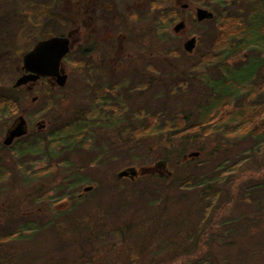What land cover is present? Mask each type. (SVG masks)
<instances>
[{
	"label": "rangeland",
	"instance_id": "1",
	"mask_svg": "<svg viewBox=\"0 0 264 264\" xmlns=\"http://www.w3.org/2000/svg\"><path fill=\"white\" fill-rule=\"evenodd\" d=\"M75 1L0 0V93L22 103L6 113L5 121L10 123L25 112L31 122L53 119L52 180L54 185L65 183V198L71 206L64 221L69 231L63 250H55L62 236L44 233L36 237L44 249L38 247L33 263L46 264L51 258L50 264H264V186L260 197L244 193L246 185L264 183V165L258 167L264 164V152L258 162L244 160L227 177L215 181L213 174L226 157L232 165L251 146V141L238 134L243 128L221 136L219 130L230 123L226 116L210 124L207 133L195 128L180 132L170 126L176 116L188 115V123H195L198 104L212 100L216 95L212 82L223 77L211 63L202 64L211 47V19L199 21L194 15L187 21V36H196L198 43L188 54L183 48L185 34L174 31V25L184 20L182 4L187 0H83L74 10ZM191 2L194 12L199 6L208 8L207 0ZM76 11L87 25L74 35L82 40L64 58L65 71L71 72L67 85L52 89L47 83L37 84L33 92L23 86L14 88L17 78L27 72L24 55L37 41L68 34L77 27L81 18L76 23L69 20ZM117 34L122 47L112 55L110 38ZM80 43L90 49L87 54L80 52ZM81 72H93V81H83ZM98 72L104 73L100 76ZM113 74L119 81L134 80L139 93L129 90L131 83L120 82L124 84L117 88V101L132 94L131 102L112 106L115 111L93 108L98 105L96 87L106 84ZM256 75L264 81V66ZM84 91H88L86 97ZM230 92L236 99L245 95L234 89ZM36 95L38 102L28 104ZM87 116L90 122L100 120L101 124L85 130ZM191 130L193 139L203 135L202 153L197 145L182 140L190 139ZM66 143L68 157L63 153ZM218 144L230 151L213 154ZM39 146L46 148V138L39 139ZM191 152L199 154L182 162L184 153ZM164 155L169 157L167 167L158 170L163 174L168 168L172 176H118L126 166H154ZM45 162L39 154L33 163L40 167ZM26 174L30 179L34 173ZM184 176L191 178L189 184H183ZM90 185L94 190L77 198ZM206 186L212 192L203 197L201 190ZM228 192L233 194L230 200L225 197ZM56 194L54 188L53 197ZM59 217L55 219L60 224ZM90 234L100 235L104 243L99 239L89 244Z\"/></svg>",
	"mask_w": 264,
	"mask_h": 264
},
{
	"label": "flooded vegetation",
	"instance_id": "2",
	"mask_svg": "<svg viewBox=\"0 0 264 264\" xmlns=\"http://www.w3.org/2000/svg\"><path fill=\"white\" fill-rule=\"evenodd\" d=\"M182 13V18L186 24L184 28L178 31V33L182 32L185 34L186 38L183 42L184 51L188 54H192L193 51L189 52L184 47L187 39L193 36H187V21L191 18L193 20L194 15L196 16V12H194L191 0H187L182 4ZM86 25V19H81L77 27L70 30L73 33V47H75L77 40H82V37L77 39L74 37V35H76V33H80L82 29L86 28ZM120 38L121 37L118 34L116 37L110 38V43H112L110 47V53L112 52V55H115V53L117 54L118 50L122 47V39ZM162 39L166 40L165 37ZM79 45L80 52L82 51L83 54H87V51L90 50L83 48L81 43ZM71 51L69 53H71ZM117 67L118 65L116 66V69ZM164 67L166 68V63L164 64L163 68ZM66 73L68 75V83L70 81L71 72ZM98 73L101 76L104 72ZM138 73L139 72L135 73V76H137ZM80 77L83 81L89 82L90 79V82H92L93 72H81ZM117 78L118 77L116 74L109 75V81H106V84L96 87V95L94 100H97L96 104L98 105H94L93 108H111L113 111H115L112 106L131 102L132 94H128L126 96L127 98H125L126 100L123 99L121 100L122 102L117 101V98L120 96V92H118L117 88H122V84L124 83L120 82H125V80L119 81ZM132 82H134V80L132 81L130 79L125 83H128L129 86L131 83L132 86H130L129 90H135L137 93L140 88L137 84H132ZM44 83L49 84L52 89H61L67 85L66 83L64 86H59L56 77L50 76L41 77L35 82V85L30 86L27 84L23 85V87L29 88L31 89V92H33L37 84ZM13 87L17 88L15 86ZM88 91H84L85 97L87 95L86 92ZM121 93L123 94L125 91ZM124 95L125 94H123V96ZM34 97L38 96L36 95ZM102 99L116 100L114 103H107L104 101L102 102ZM37 102L38 99H33L28 104L34 105ZM20 104H22L20 101H0V121H5L4 116L6 113L14 110ZM85 113L88 114L87 112ZM28 115V112H25L24 114H19L16 116L10 123L7 121L3 123L0 122V264H34L33 261L37 259L36 251L38 250V247H42L44 249V245L38 243L36 237L40 235L42 236L47 232H52V234L55 233L58 235V237L62 236V242L64 244L65 240L63 239L69 231L68 228L66 229V224L64 222L65 219L67 220L66 215L71 208V206H68V198H65L66 190L63 187L65 183L54 185V181L52 180L54 178L51 172L53 164L50 158L53 157V132L51 129L53 119L49 118L47 120H35L33 123L27 117ZM20 116H23L26 120V132L23 135L16 136L12 142L6 143V137ZM84 120L86 121L85 130L91 129L92 124H101L100 120H94L95 122H90L89 116L85 117ZM109 120L112 124L116 121V119L112 116L109 117ZM43 138H46V148L44 150L41 146H39V139ZM65 145L66 148L63 150V153L66 157H68V143ZM39 154L41 157H45L46 160L45 164L40 167L34 164L38 161ZM189 154L190 153L184 155L185 159L193 157ZM63 161H65V159H63ZM132 167L135 166H126L119 172ZM158 167L164 168L167 167V164L163 161H158L154 166L142 167L140 169L136 168L138 170V174L134 177L143 176V174L150 176H162L168 174L172 176L173 172L168 168H166L167 171L161 174L162 169L158 170ZM18 172H20L19 175ZM29 172L34 173L30 179L27 178L26 174ZM126 177L134 178L131 174L125 175L121 178L124 179ZM20 178L21 180H18ZM44 178H46V180H44ZM41 179H43L44 182H42ZM20 184H24L25 186H20ZM58 186L62 189L59 190ZM90 186H92V188L89 191L94 190V185ZM54 188L56 189L57 193L56 198L53 197ZM21 190H23L24 195L21 193ZM89 191L79 192L77 198H82L86 195L85 193ZM58 194L61 196H58ZM54 200H56V202H54ZM59 215L60 224L55 219L58 218ZM11 241L16 242V244H11ZM46 248L48 247L46 246Z\"/></svg>",
	"mask_w": 264,
	"mask_h": 264
},
{
	"label": "trees",
	"instance_id": "3",
	"mask_svg": "<svg viewBox=\"0 0 264 264\" xmlns=\"http://www.w3.org/2000/svg\"><path fill=\"white\" fill-rule=\"evenodd\" d=\"M80 1L83 2V0H76L74 2V10L79 7L81 4ZM174 5L177 6V3ZM206 6L213 11L214 16L211 19V23H213L211 47L206 53V56H204L202 64L211 63L214 69L217 68L222 72L223 77H221L220 80H214L212 82L213 86L211 88L216 92L212 100L207 102L204 106L198 104L199 111L195 123H188V115L176 116L174 119L175 121H173L170 126L173 128L177 127V131L180 132L189 129L194 130L195 128V130L197 129L207 133L209 131L207 127L210 124L215 121L220 122L219 120H223L225 118L224 116H226L230 120V123L227 124L224 129L219 130L221 136H226L229 133H238V130L243 128L238 133L240 134V138L248 139L252 144L249 148L244 149L241 156L240 154L238 155V159L232 165L227 164V162L230 161L228 157L218 165L219 170L213 174L215 181H218L220 176L227 177L228 173L236 169L235 167L242 161L244 162V160L254 158V161L258 162L264 152V150L262 151V149H264V81H259L256 78L259 68L264 66V0H207ZM164 13L165 12H163V14ZM81 16L83 15L78 14L76 11L74 15H70L69 20L76 23ZM81 19L86 18L82 17ZM232 89L243 91L245 95L236 99L235 95H232L233 92H230ZM3 94V92L0 93V101L17 100H14L12 96ZM152 124H157L155 118ZM213 125H215V123H213ZM193 130L189 131L187 134V137H190V139L184 138L182 140L185 141V143L190 142L197 145L202 153L205 149L200 144L201 141L203 142V140H201L203 135L197 134V137L200 138L193 139ZM213 131L214 129L211 133H213ZM222 149H225L226 152L230 151L226 146L220 147L218 144L214 148L213 154H216V151ZM56 156L58 157V154H54L55 158ZM168 159L169 157L164 155V158L161 160L168 163ZM184 159L185 157L182 159V162L187 160ZM263 165L264 164L258 165V167L261 168ZM259 175H261V173ZM190 179V177L184 176L183 184H189ZM203 181L205 180H197L196 184H201ZM263 186L264 183L262 181L246 185L244 193L248 196L256 194L255 198H257L259 194L260 197L262 195L261 191H263ZM219 188L220 186L216 188L214 194L219 192ZM210 192H212L210 186H206L201 190L203 197H208V195H204V193ZM228 193L229 196H227L226 193L225 197L227 200H230L233 194H231V192ZM130 227L131 226H128L127 231L130 230ZM99 239L104 243L100 235L90 234L87 241L90 244L92 240L99 241ZM63 246L64 244L61 239L58 244H56L55 250H63ZM113 247H115V244ZM111 249L112 248L106 251H111ZM49 252H51V250H49ZM64 259L65 258H63V260ZM50 262L51 258L46 264H50Z\"/></svg>",
	"mask_w": 264,
	"mask_h": 264
},
{
	"label": "water",
	"instance_id": "4",
	"mask_svg": "<svg viewBox=\"0 0 264 264\" xmlns=\"http://www.w3.org/2000/svg\"><path fill=\"white\" fill-rule=\"evenodd\" d=\"M214 16L213 11L206 7H197L196 17L199 21L206 19H212ZM185 21L181 20L174 25V31L178 32L185 27ZM72 31L66 35H55L41 39L36 42L32 49H30L24 55L23 69L24 72L14 83L15 87L26 85L30 82L34 83L41 77H56L59 86H64L67 83V73L64 68V58L73 48ZM197 45V37L193 36L185 42V49L189 52L193 51ZM38 97H34L36 100ZM26 120L23 116H20L15 125L10 130L8 136L5 139L6 143L12 142L16 136L23 135L26 132L25 129ZM199 152H191L190 156H197ZM144 171V170H143ZM131 174L133 177L138 174V170L135 167L123 170L118 173L119 177ZM92 186H86L84 191H88Z\"/></svg>",
	"mask_w": 264,
	"mask_h": 264
}]
</instances>
